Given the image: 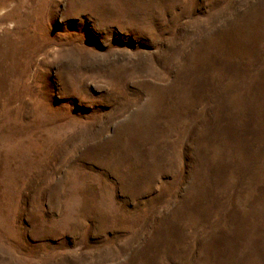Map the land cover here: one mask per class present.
<instances>
[{
  "label": "rangeland",
  "instance_id": "rangeland-1",
  "mask_svg": "<svg viewBox=\"0 0 264 264\" xmlns=\"http://www.w3.org/2000/svg\"><path fill=\"white\" fill-rule=\"evenodd\" d=\"M0 264H264V0H0Z\"/></svg>",
  "mask_w": 264,
  "mask_h": 264
}]
</instances>
